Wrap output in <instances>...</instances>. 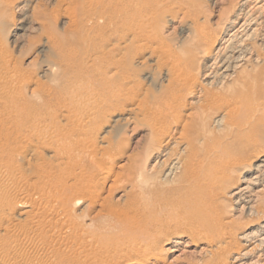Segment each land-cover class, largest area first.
Here are the masks:
<instances>
[{"label":"rangeland","instance_id":"obj_1","mask_svg":"<svg viewBox=\"0 0 264 264\" xmlns=\"http://www.w3.org/2000/svg\"><path fill=\"white\" fill-rule=\"evenodd\" d=\"M84 1L0 0V42L4 41L1 46L4 49L0 47V51L7 49L11 64L18 63L19 69L36 68L37 77L51 86L50 93L22 99L17 104L22 112L20 115L1 106L4 92L0 90V197L6 200L0 205V264H121L113 252L117 241L122 235L137 231V225L120 228L119 223L141 216L150 204L155 205L147 212L145 220L157 219L161 223L167 213L178 216L177 223L170 221L172 230L186 231L192 225L197 232H202L199 240H191L190 236L183 238L184 243L179 244L176 251H171L174 240L166 239L163 260L167 264H217L216 258H223L225 253L218 245H224V241L209 243L204 238L205 216L199 218L183 209H161L162 199L178 194L186 186L183 169L170 174L167 169L171 156L181 154L184 158L187 151L184 146H173L166 157L148 162L151 154L146 151L149 146L148 108L153 94H166L163 91L167 84L168 62L162 57L163 50L173 48L183 54L191 46L204 49L206 38L191 41L197 27L195 23L204 21L211 36L220 29L226 10L235 0H127L135 7L134 14L110 10L108 8L115 1L105 0L104 10L96 18H93L94 4ZM69 5L79 16L75 23L86 34L78 33L65 42L64 47L74 48L76 55L67 56L62 62L45 42L42 23L46 14L53 12L52 25L61 34L71 32L73 23L66 10ZM121 16L126 17L127 27L114 29ZM148 17L150 20L146 21ZM84 20L95 26L90 28ZM129 28L135 34L125 35ZM97 29L105 31L103 38L96 37ZM115 31L121 41L116 37L109 41L104 39ZM152 34L155 36L151 37ZM259 38L249 43L259 46L263 60L215 83L218 100L237 96L240 85L254 83L255 79L259 80V87L249 92V96L264 98V40ZM99 45H102V53L96 55ZM191 50L193 60L201 61L199 68L198 62L193 64L196 68L192 69L193 74L205 84L203 53ZM49 62H62L64 70L50 76L44 70ZM120 69L131 76L130 81L125 80L129 90L123 99L98 102L79 88L87 75L89 78L85 80L93 82L100 76H105L107 81L113 80L116 90ZM115 70L118 73L112 75ZM74 77L76 87L67 80ZM138 88L147 97L141 117L129 111L134 107L132 101L138 95L135 94ZM195 89V95L188 97L192 105L186 113L204 112L207 119L206 122L200 118L194 120L196 130L192 138L197 140L199 150L206 146L207 138L203 133L212 126L213 107L219 106L212 105V98L205 99L206 91L199 95L201 85L197 84ZM211 128L215 135L221 132L215 125ZM71 151L80 156L71 157ZM107 166H110V175L104 180ZM137 173L149 178V186L143 191L136 188ZM245 175L250 177L248 171L233 173L234 177ZM232 190V187L224 189L218 195L217 207L224 210L222 214L226 220L229 217L241 224L250 216L241 205L233 202ZM25 195L33 198L24 200ZM13 204L17 205L16 209L12 208ZM245 230L248 229L245 227ZM252 258L237 263L230 257L228 264H252L256 261Z\"/></svg>","mask_w":264,"mask_h":264},{"label":"bare ground","instance_id":"obj_2","mask_svg":"<svg viewBox=\"0 0 264 264\" xmlns=\"http://www.w3.org/2000/svg\"><path fill=\"white\" fill-rule=\"evenodd\" d=\"M114 1L108 9H113L117 13L120 11L126 14L136 13L135 7L130 5L129 1ZM84 2L94 4L93 18L99 17V13L105 7V0H85ZM70 6L72 5H69L66 10L69 12L70 20L73 23L71 32L61 34L55 25H52L53 12L50 11H47L50 13L46 14L47 17H44L45 20L42 23L43 35L46 37L45 42L47 41L50 50L62 62L67 56L76 55L74 48L64 47L66 46L65 42L78 33L79 35H82L81 33L86 34L82 27L75 23L79 16L76 10L69 9ZM17 7L20 8V6ZM145 7L147 8L146 4ZM125 18L121 16L120 19H117L119 24L117 23L114 29L127 27ZM112 20L113 14L110 17V21ZM149 20L148 17L146 21ZM84 22L89 24L90 28L95 26L89 20H84ZM195 24L197 27L191 41H204L206 38V46L204 49L199 46L197 48L191 46L185 53L182 51L183 54H179L178 50L173 48L163 50L162 57L168 62L166 69L167 84L163 91L166 94H153L148 108L149 134L147 135H149V146L146 151L151 153L147 157L148 162L149 159L152 161L156 158L160 160V158L166 157L173 146H184L183 148L187 151L184 158L180 157L181 154L175 157L171 156L173 158L167 169V174L178 171L180 168L183 169L182 178L186 186L178 194L162 199L161 209H183L191 211L199 218L205 216L207 218V231L204 238L209 243L224 241V245H218L220 251L225 253L223 258H216L217 264H228L230 257L234 259V262L242 263L243 261L245 263L249 257L252 258L253 256L256 259L255 264H264V98H251L249 96V92H253V89L255 91L260 83L258 79H255L254 83L247 82L246 85H240L237 88V96L229 97L226 101H220L215 97L217 86L213 87L215 83H220V79L227 80L235 73L247 68L248 65H253V62L259 63L263 60L259 46L251 45L249 41L254 38L257 40L259 37V39L264 40V0H235L234 4L226 10V16L220 23V29L212 33L211 36L206 31L207 25L204 21H197ZM1 32L5 34V29H2ZM105 34V31L100 32L98 29L95 33L96 37L101 38ZM133 34H135L134 30L129 28L125 35L130 36ZM111 37L118 38V42L121 41L117 31L112 32L104 39L109 41L112 40ZM3 45L4 41H1L0 47ZM191 49L195 50L196 53H203L202 57L206 61L202 66L204 68L205 84L199 80L196 74H193L192 69L196 70L193 64L198 62L199 65L197 66L199 68L201 61L199 59L193 60ZM101 53L102 45H99V52L96 55ZM11 60L7 49L0 51V90L4 92L1 106L11 111L14 110L15 115H20L22 112L17 104L22 99L35 97L40 93H50L51 86L37 77L36 68L19 69L17 67L18 63L11 64ZM62 62H49L44 65V70L53 77L56 72L64 70L61 69L60 64ZM125 72L126 70L120 69L119 83L116 90L113 89L116 85L113 80L107 81L105 76H100L93 82L90 79L85 80L89 78L87 75H85L79 88L87 91L93 99H98V102H107L108 99L116 102L119 97L123 99L129 90L126 87L125 80L130 81L131 76L129 72L123 74ZM117 73L118 71L115 70L112 75ZM67 80L76 87V77ZM197 84L201 85L199 95L206 91L204 93L205 99L212 98V105L219 106V108L213 107L215 111L214 116L210 118V125H215L221 130L219 134L215 135L212 126L206 129L203 133L204 138H207L206 146L204 149L199 150L196 148L197 140L192 138L195 134L193 130H196L194 120L200 118L206 122L207 119L204 112L203 114H200L199 111L186 113L192 105L188 97L195 95L194 91ZM135 94L138 95L132 101L134 107L129 108V111L135 116L141 117L147 97L141 92L140 88L136 89ZM98 95L106 97L100 96L97 98ZM198 99L197 102L200 101V98ZM244 115L245 118H243ZM210 135L211 137H209ZM179 151L181 152L182 149H179ZM70 156L75 158L79 157L80 154L71 151ZM109 167L106 168L104 180L109 178ZM241 170L248 171L250 177H246V175L244 177L233 176L234 172L239 173ZM135 179L139 182L136 184V188H140L141 191L149 186L148 176L137 173ZM230 187L233 188L230 194L233 202L236 205H241L242 210H245V213L248 212L250 216L241 224L229 217V220H226L223 215L224 210L217 207L218 195L220 196L224 189ZM29 198V195H25L24 200H30L33 197ZM148 199L146 200L149 201ZM5 202L6 200L0 197V205H4ZM153 205L155 204L148 205L146 212L143 211L141 216L129 221H120L118 226L120 228H125L128 224L137 225V231L131 235H122L117 241L116 249L113 252L116 260H119L121 264H167L163 260L166 239L168 241L174 240L171 251H176L175 248L184 243L183 238L188 236L191 240L200 238L202 232H197L192 225H189L186 231L180 228L172 230L169 227L170 221L174 224L178 221V216L175 217V215L169 216L164 213L165 220L161 223L157 222V219L145 220L147 212L152 211ZM12 208L16 209L17 205L13 204ZM159 212L160 215L163 214L162 210ZM245 227L248 230H245ZM249 229L251 230L249 231ZM153 230L154 232L151 233ZM233 253L236 255L231 256ZM142 260H144L143 263Z\"/></svg>","mask_w":264,"mask_h":264}]
</instances>
